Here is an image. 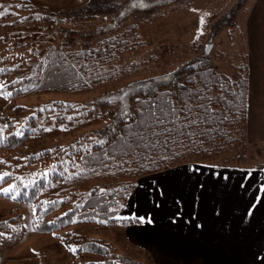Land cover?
Instances as JSON below:
<instances>
[{"label":"trees","instance_id":"1","mask_svg":"<svg viewBox=\"0 0 264 264\" xmlns=\"http://www.w3.org/2000/svg\"><path fill=\"white\" fill-rule=\"evenodd\" d=\"M195 1L90 0L81 9L58 12L28 0L20 1L24 6L17 11L18 5L5 9L0 2L2 51L21 49L25 59L14 68L7 99L84 95L149 69L152 56L121 66L117 61L145 46L138 32L141 23ZM244 2L205 15L187 49L191 57L174 70L132 80L87 103L46 101L43 109L26 116L9 101L16 113L0 114V174L7 173L0 179V198L28 205L33 232L51 234L67 256L84 258L85 264H143L130 258L116 261L105 242L81 233H58L74 223H96L107 230L139 224L120 215L143 177L184 164L220 161L212 166L231 169L245 164L247 52L244 27L235 20ZM33 30L40 35L30 42L25 34ZM221 32L227 41L223 48H213L212 39ZM208 43L209 52L204 50ZM48 108L56 125L88 131L67 145L27 153L42 137V120L48 115L41 116ZM6 185L11 189L7 196L2 194ZM10 215L0 221V237L21 229L20 215Z\"/></svg>","mask_w":264,"mask_h":264},{"label":"crops","instance_id":"2","mask_svg":"<svg viewBox=\"0 0 264 264\" xmlns=\"http://www.w3.org/2000/svg\"><path fill=\"white\" fill-rule=\"evenodd\" d=\"M244 8L247 136L258 142L264 141V0H248ZM136 182L120 215L140 221L127 227L130 244L153 247L171 262L264 264V172L184 165Z\"/></svg>","mask_w":264,"mask_h":264},{"label":"rangeland","instance_id":"3","mask_svg":"<svg viewBox=\"0 0 264 264\" xmlns=\"http://www.w3.org/2000/svg\"><path fill=\"white\" fill-rule=\"evenodd\" d=\"M20 1L23 0H0L4 8L18 5L14 8V11H17V7L20 5L24 6ZM89 1L90 0H28V2L34 6L44 5L50 12L81 9L85 7ZM103 1L117 2L119 0ZM237 1L238 0H196L189 8L175 10L157 19L141 23L138 27V32L140 38L145 42V46L123 53L119 56L117 64L121 66L133 61H141L152 56L154 60L152 63H149V69L130 78L121 79V81L115 84H108L105 87L96 88L91 93L84 95L47 94L16 97L12 100L5 99L4 94L11 92L9 83L14 79V68L18 64L25 63V59L21 54V49L14 48L2 51L3 47L0 45V85L3 86V88L0 89V114L11 115L12 113H16L13 109L16 106L20 107L18 110L19 115L26 116L35 114L39 109H43L42 105L44 102L55 99L87 103L101 92L118 88L132 80L174 70L184 60L191 57L187 49L191 45L194 37L199 33L200 24L204 16L215 12L217 9L227 11ZM247 3L248 0H245L244 5ZM243 12V8H239L235 12L236 21H242L244 16ZM39 35L38 30H33L25 34V39L33 42V40L38 39ZM214 38L212 39V47L223 48L227 41L225 34L221 32V34L215 39ZM230 42L232 41L230 40ZM208 46L209 49L207 50ZM204 50L209 52L211 50V45L209 43L206 44ZM215 63L219 66L220 70L225 72L229 71L222 62L215 61ZM9 101H13V105L15 106H11ZM51 110V108H48L45 114L41 116L43 118L46 114L48 115L47 119L42 120V137L31 144L30 150H28L27 153L30 151L36 152L55 144L67 145L77 140L88 131L89 127L72 128V126H70L68 128H63L61 125H56L53 121ZM246 139L248 142L246 162L238 169L247 172H264V170L258 169L260 167L259 165H264V141H249L247 136V124ZM224 159L226 160L227 158ZM215 163L219 164L220 161L211 162L208 166L217 165ZM178 167L181 166L175 168ZM137 183L138 182L135 183L134 191L137 188ZM8 188H10L9 185L4 187V189ZM126 204L127 201L124 204V209ZM167 206V208H175V204L170 201L167 202ZM11 213L20 215L21 229H13L6 233L4 237H0V264H85L84 258L78 257L75 259L65 255L57 242L52 238L51 234L43 235L33 232L31 209L28 205L16 203L11 198H0V221L8 216H12L10 215ZM132 225L138 226L141 224L134 223ZM69 231L81 233L83 237H88L95 241L105 242L111 249L112 256L116 261L130 258L143 264H220L207 262H171L162 260L160 253L153 247L148 248L143 245L135 246L134 244H130L126 236L127 227L122 225L107 230V228L96 223H74L58 234L63 236ZM20 233L21 236L18 238L17 235H20Z\"/></svg>","mask_w":264,"mask_h":264},{"label":"snow or ice","instance_id":"4","mask_svg":"<svg viewBox=\"0 0 264 264\" xmlns=\"http://www.w3.org/2000/svg\"><path fill=\"white\" fill-rule=\"evenodd\" d=\"M2 88H3V86L0 85V89H2ZM10 95H11L10 92L4 94V98L7 99L8 96H10ZM101 143H103V142L101 141ZM5 176H7V173L0 174V179H3ZM10 191H11V189H4L2 194L5 195V196H7L8 193H9ZM139 219L143 222L145 218H142V217H141V218H139ZM147 222H148V223H151V219H148Z\"/></svg>","mask_w":264,"mask_h":264},{"label":"water","instance_id":"5","mask_svg":"<svg viewBox=\"0 0 264 264\" xmlns=\"http://www.w3.org/2000/svg\"><path fill=\"white\" fill-rule=\"evenodd\" d=\"M209 49V46L207 47V50Z\"/></svg>","mask_w":264,"mask_h":264}]
</instances>
